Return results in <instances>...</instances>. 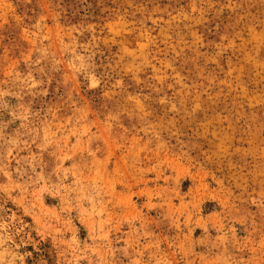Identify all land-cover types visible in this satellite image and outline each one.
<instances>
[{
    "label": "rangeland",
    "instance_id": "1",
    "mask_svg": "<svg viewBox=\"0 0 264 264\" xmlns=\"http://www.w3.org/2000/svg\"><path fill=\"white\" fill-rule=\"evenodd\" d=\"M0 264H264V0H0Z\"/></svg>",
    "mask_w": 264,
    "mask_h": 264
}]
</instances>
